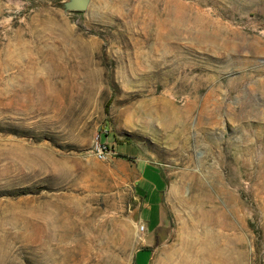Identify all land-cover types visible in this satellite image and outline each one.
Masks as SVG:
<instances>
[{
    "label": "rangeland",
    "instance_id": "rangeland-1",
    "mask_svg": "<svg viewBox=\"0 0 264 264\" xmlns=\"http://www.w3.org/2000/svg\"><path fill=\"white\" fill-rule=\"evenodd\" d=\"M149 163L170 214L153 240ZM203 253L264 264V0H0V264Z\"/></svg>",
    "mask_w": 264,
    "mask_h": 264
},
{
    "label": "crops",
    "instance_id": "crops-1",
    "mask_svg": "<svg viewBox=\"0 0 264 264\" xmlns=\"http://www.w3.org/2000/svg\"><path fill=\"white\" fill-rule=\"evenodd\" d=\"M139 187L143 192V197L145 201L141 204L139 213L137 215V220L141 223H144L145 230L147 232L146 239L153 240V234L157 233L160 228L168 227L170 223V214L166 210L165 200L162 197L163 189L166 186V181L163 176L162 171L154 164H145L142 172L141 179L138 181ZM142 185V186H141ZM156 196V205L155 209L157 211L154 213L156 221L153 227L150 224L149 217L145 214V210L152 212V206L148 202V196ZM149 215H152L149 213Z\"/></svg>",
    "mask_w": 264,
    "mask_h": 264
},
{
    "label": "bare ground",
    "instance_id": "bare-ground-1",
    "mask_svg": "<svg viewBox=\"0 0 264 264\" xmlns=\"http://www.w3.org/2000/svg\"><path fill=\"white\" fill-rule=\"evenodd\" d=\"M182 13V12H181ZM180 13V14H181ZM164 23V22H163ZM162 24V23H161ZM166 24H167V22H166ZM201 24V23H200ZM181 24L180 23H177L175 26H171V29H170V31L173 33V32H175L176 34H177V32L178 31H180V29L182 30V28L180 27L179 28V26H180ZM165 26V25H164ZM166 27V26H165ZM189 28V27H188ZM168 30V29H167ZM212 32L215 34V35H213V34H205V36H207V37H209L208 39H206L205 41H212V40H214V41H217V40H221L222 39V36L220 35V34H218L217 32H215V31H213L212 30ZM180 33V32H179ZM181 33H183V31L181 32ZM162 39V38H161ZM167 39V38H166ZM164 41V40H163ZM166 42V41H165ZM167 44V43H166ZM211 247V246H210ZM206 258V255H205V253H203L202 254V257H200V258H198L197 260L196 259H189V258H186V260H184V261H181V262H179V264H199L198 262H203L204 261V259ZM215 262H217V260H214L213 261V263H215Z\"/></svg>",
    "mask_w": 264,
    "mask_h": 264
},
{
    "label": "water",
    "instance_id": "water-1",
    "mask_svg": "<svg viewBox=\"0 0 264 264\" xmlns=\"http://www.w3.org/2000/svg\"><path fill=\"white\" fill-rule=\"evenodd\" d=\"M66 11L82 12L87 10L91 0H62Z\"/></svg>",
    "mask_w": 264,
    "mask_h": 264
},
{
    "label": "built area",
    "instance_id": "built-area-1",
    "mask_svg": "<svg viewBox=\"0 0 264 264\" xmlns=\"http://www.w3.org/2000/svg\"><path fill=\"white\" fill-rule=\"evenodd\" d=\"M95 151L99 158H106L109 155L114 153L113 147L111 148L106 142H103L101 140H97L95 144ZM141 231L145 230V225H141L140 227Z\"/></svg>",
    "mask_w": 264,
    "mask_h": 264
}]
</instances>
